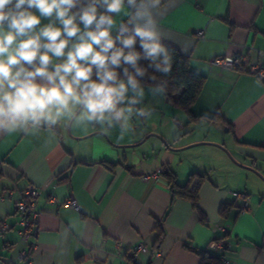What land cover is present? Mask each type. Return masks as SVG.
<instances>
[{
	"label": "crops",
	"instance_id": "1",
	"mask_svg": "<svg viewBox=\"0 0 264 264\" xmlns=\"http://www.w3.org/2000/svg\"><path fill=\"white\" fill-rule=\"evenodd\" d=\"M155 12L162 42L205 76L192 112L219 111L224 121L200 118L191 123L197 133L184 135L182 109L145 98L144 106L162 118L133 117L123 134L119 127L103 131L64 121L0 133V221L7 226L0 230V264H200L196 251L223 236L232 264H264V77L249 70L254 63L264 67V0H160ZM234 53L247 60L241 69L209 64ZM206 148L213 160L201 163ZM166 166L178 183L192 172L204 174L192 187L205 220L191 201L172 197ZM30 184L40 189L39 215L24 241L13 202ZM5 189L12 193L4 195ZM234 190L249 193L248 211L231 204ZM69 197L77 209L63 204ZM158 224L163 235L156 244ZM140 241L149 252L129 261L126 250Z\"/></svg>",
	"mask_w": 264,
	"mask_h": 264
},
{
	"label": "clouds",
	"instance_id": "2",
	"mask_svg": "<svg viewBox=\"0 0 264 264\" xmlns=\"http://www.w3.org/2000/svg\"><path fill=\"white\" fill-rule=\"evenodd\" d=\"M159 4L0 0V133L64 121L123 134L133 117L149 118L146 96L166 98L168 84L149 69L169 76L173 63L156 19Z\"/></svg>",
	"mask_w": 264,
	"mask_h": 264
},
{
	"label": "trees",
	"instance_id": "3",
	"mask_svg": "<svg viewBox=\"0 0 264 264\" xmlns=\"http://www.w3.org/2000/svg\"><path fill=\"white\" fill-rule=\"evenodd\" d=\"M163 43V42H162ZM163 45L169 50L170 55L173 58L171 73L169 76H162L160 73L153 72L149 69V74L157 77L158 80H167V95L164 98L166 101L170 102L174 107L182 109L188 116V123H193L195 120L200 118L207 120H220L224 121L222 115L219 111L215 112L213 115H195L191 107L195 103L196 99L200 95L202 88L205 83V76L192 71L189 66V59L184 56L175 47L163 43ZM137 50L139 49V44H137ZM142 66H147L148 61H140ZM145 84H151L153 81L149 80L147 77L143 78ZM187 132V131H186ZM264 147V146H262ZM112 166V163H110ZM163 175L168 179L170 190L172 192V197H181L191 201L193 208L197 211L200 220H205L204 213L198 207V195L197 186L192 187V181L195 177H198L200 181L203 180L204 174L197 172H192L189 174L187 180L184 183H178L176 180V174L168 166L163 168ZM65 178L60 179L63 181ZM227 206L222 205L220 212L225 213ZM156 229L159 231L156 244H158L163 235V228L158 224ZM155 244V245H156ZM200 257V264H220V257L208 249L196 251Z\"/></svg>",
	"mask_w": 264,
	"mask_h": 264
},
{
	"label": "built area",
	"instance_id": "4",
	"mask_svg": "<svg viewBox=\"0 0 264 264\" xmlns=\"http://www.w3.org/2000/svg\"><path fill=\"white\" fill-rule=\"evenodd\" d=\"M198 37L203 35L202 30L197 31ZM246 58L240 53H234L229 55L215 56L210 59L209 64L212 66H217L219 68L225 69H241L246 64ZM249 70L252 73L264 77V67L259 64H250ZM1 169V162H0ZM12 189H5L3 191L4 195H10ZM232 205L238 207L240 212L248 211L250 209V196L245 190L243 191H231ZM40 195V189L34 185L30 184L24 187L19 192V197L13 202L15 210L18 215L16 221L19 227V234L22 240L26 241L29 237L33 236L35 233L37 218L39 212L37 210V202ZM64 205L72 207L74 209L78 208L76 200L72 197L67 198ZM7 228L4 222L0 221V230L3 231ZM230 240L227 237L214 238L208 243V250L220 257V264H232L231 261L224 256V253L230 248ZM30 247L34 248V244L30 243ZM150 250L149 245L145 241H140L126 250L125 255L128 257L129 261H135L139 253H148ZM159 254V252H156Z\"/></svg>",
	"mask_w": 264,
	"mask_h": 264
},
{
	"label": "rangeland",
	"instance_id": "5",
	"mask_svg": "<svg viewBox=\"0 0 264 264\" xmlns=\"http://www.w3.org/2000/svg\"><path fill=\"white\" fill-rule=\"evenodd\" d=\"M146 98H147V99L149 98L148 100H150V101H152V102H156V101L158 100V99H157V100H154L153 97H152L151 95H150V96L147 95ZM159 100H160V99H159ZM168 103H170V102H168ZM168 105H169V107H171V109H176V108H172L173 106H171V105H172L171 103L168 104ZM176 111H177V110H176ZM155 118H156V119L159 118L158 120L160 121V119L162 118V116H161V112H159V111H158V112H153L152 115H151L149 118L146 119V122L149 123V121H150L151 119H152L154 122H156V119H155ZM151 124H153V123H151ZM184 124H185V126H187V127H184V128H183V131H184L185 129H187V132H186V131L183 132L184 135H187V134L189 133V131H190V133H191V131H193V132H192L193 135H195V133H197V130H195V127H196V126H195L194 124H191V123H188V122H185ZM188 124H189L190 126H188ZM195 147H196V148H195L196 150H200V149H203V148H201V147H204V145H201V144H200V145H195ZM201 151H202V152H201V153H202V155H201V163L206 162V161L209 162L210 160H211V161L213 160L212 157H213L214 155H212L210 152H208L209 150H208L207 148H206L205 151H204V150H201Z\"/></svg>",
	"mask_w": 264,
	"mask_h": 264
},
{
	"label": "water",
	"instance_id": "6",
	"mask_svg": "<svg viewBox=\"0 0 264 264\" xmlns=\"http://www.w3.org/2000/svg\"><path fill=\"white\" fill-rule=\"evenodd\" d=\"M155 135H157L160 139H162L166 145L170 146L169 143H168L167 141H165L164 138H163L162 136H160V135H158V134H155ZM202 143H208V142L203 141ZM210 143H211V144H215V145H217V146H222V145H219V144H217V143H212V142H210ZM194 144H197V143H194ZM171 148H172L173 150H178V148H174V147H171Z\"/></svg>",
	"mask_w": 264,
	"mask_h": 264
}]
</instances>
